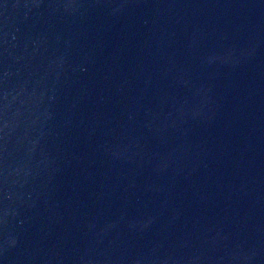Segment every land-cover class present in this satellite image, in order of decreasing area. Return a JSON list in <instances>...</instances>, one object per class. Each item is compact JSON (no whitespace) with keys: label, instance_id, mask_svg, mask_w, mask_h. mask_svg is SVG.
<instances>
[{"label":"water","instance_id":"water-1","mask_svg":"<svg viewBox=\"0 0 264 264\" xmlns=\"http://www.w3.org/2000/svg\"><path fill=\"white\" fill-rule=\"evenodd\" d=\"M0 264H264V0H0Z\"/></svg>","mask_w":264,"mask_h":264}]
</instances>
